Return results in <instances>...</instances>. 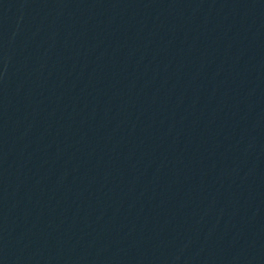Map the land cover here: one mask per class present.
<instances>
[{"label": "water", "instance_id": "obj_1", "mask_svg": "<svg viewBox=\"0 0 264 264\" xmlns=\"http://www.w3.org/2000/svg\"><path fill=\"white\" fill-rule=\"evenodd\" d=\"M264 68V0H0V264H154Z\"/></svg>", "mask_w": 264, "mask_h": 264}]
</instances>
